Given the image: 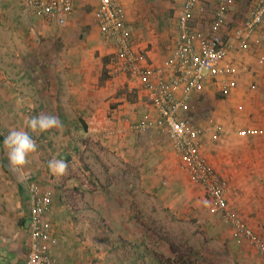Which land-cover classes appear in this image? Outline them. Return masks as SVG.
<instances>
[{
  "label": "crops",
  "instance_id": "crops-1",
  "mask_svg": "<svg viewBox=\"0 0 264 264\" xmlns=\"http://www.w3.org/2000/svg\"><path fill=\"white\" fill-rule=\"evenodd\" d=\"M117 1L124 10V26L132 46L145 56L147 66L160 67L171 57L177 42L179 9L185 0L179 1L178 15H172L165 0L164 5L159 6L155 0ZM2 2L3 11L8 14L15 0ZM198 4L206 12H194V21L198 22L192 24V29L209 31L220 0H199ZM96 7L95 0H75L74 12L63 27L45 18L28 16L24 9L23 14L32 21L15 16L16 21L0 24V30H5L0 32V47H4L5 52L3 63L8 68L13 61L15 66L13 70H0V264H24L29 239L27 184L15 186L8 182L3 141L11 127L23 128L29 133L25 118L40 113L56 115L62 126L50 132L29 134L38 149V145L49 148L62 140L65 143L58 150V157L67 159L78 149L75 142L81 144L82 137H72L73 130L78 131L83 133V142L87 136L95 144L104 146L97 148L95 158L100 159V166H108V173H122V166L141 163L145 171L168 179L183 194L187 191L182 199L187 206L199 209L201 200L204 202L202 187L181 179L179 169L187 174L181 163L178 165L179 159L165 136L157 130L145 133L131 130L145 112L151 111L149 101L138 79L109 75L115 48L99 33ZM241 7L242 4L237 3L229 9L227 22L231 23L233 17L234 20L241 18L237 14V10L243 13H240ZM81 13L83 23L79 22ZM11 43L23 46L14 59L6 53ZM228 63L236 70V88L225 99L217 100L212 84H206L202 92L192 96L179 116L189 114L198 127L207 130L199 141L200 152L226 183L228 209L264 241V20L252 36L249 48L231 55ZM109 128L117 134L106 135ZM85 150L83 143V152ZM34 155L40 154L32 153L30 157ZM104 189L107 190L96 197L86 192L82 199L64 197L60 185L53 190L48 219L52 236L57 240L51 249L55 264H83L97 254L96 246L84 242L83 227L86 230L85 225L89 226L93 212L98 217L96 222L105 219L111 224L113 234L121 230L122 237H136V221L129 199L119 198L114 193V182ZM23 203L27 207L26 215L22 213ZM209 204L207 201V206ZM208 217L219 221L226 230L230 241L228 249L236 256L237 264H264V259L246 241L238 243L233 238L218 216L208 213ZM209 230L217 238L222 233L220 227L214 225H210ZM115 246L112 243L113 250H117Z\"/></svg>",
  "mask_w": 264,
  "mask_h": 264
},
{
  "label": "built area",
  "instance_id": "built-area-1",
  "mask_svg": "<svg viewBox=\"0 0 264 264\" xmlns=\"http://www.w3.org/2000/svg\"><path fill=\"white\" fill-rule=\"evenodd\" d=\"M95 2L99 33L115 48L109 63V75L138 79L149 101L151 111L145 112L131 130L140 133L157 130L165 136L190 181L202 187L210 203L209 214L218 216L238 243L246 241L264 259L263 239L228 209L226 183L200 152L199 141L207 130L179 116L192 96L202 92L209 80L217 84L223 97L236 88V70L228 60L236 52L249 48L252 36L264 20V0H254L246 19L231 33L226 30V15L234 0H220L207 32L195 31L191 26L194 12L205 14V8L198 4L199 0H185L178 17L179 34L172 55L157 68L147 66L145 56L132 46L124 26L125 13L118 1ZM20 3L28 16L45 18L64 26L74 12L75 0H20ZM105 134L109 136L117 132L109 128ZM27 192L29 239L24 264H55L51 249L57 240L52 236L48 219L53 190L30 180Z\"/></svg>",
  "mask_w": 264,
  "mask_h": 264
},
{
  "label": "rangeland",
  "instance_id": "rangeland-1",
  "mask_svg": "<svg viewBox=\"0 0 264 264\" xmlns=\"http://www.w3.org/2000/svg\"><path fill=\"white\" fill-rule=\"evenodd\" d=\"M155 1L158 6L164 5L163 0ZM179 1L180 0H165L166 4L172 9V15L173 13H177L178 15L179 11H181V9H179V11L177 9ZM253 1L254 0H234L230 8H232L234 4H242L240 13H243L239 14L237 10L238 16L241 17L240 19L234 20L233 17L231 23L226 20L227 31L241 25L246 12L252 7ZM15 2L12 3L10 12L7 14L3 11V2L0 0V22H2L0 24L8 23L11 20L16 21L14 18L15 16L25 21H32V19L23 14V7L20 3L16 0ZM86 6L90 7L88 11L91 12V6L89 4ZM171 6L173 8H171ZM209 19L210 18H208V20ZM79 22L83 23V13L79 14ZM197 22L198 21H194L193 18V26L196 25ZM208 23H210V20ZM1 31L5 30H0V32ZM81 32V37L83 38V27ZM41 43L43 42L41 41ZM172 45H174V43ZM46 47L45 44L44 48L46 49ZM3 48L4 47H0V70L6 68V63H3L5 60H2L3 53H5L3 52ZM6 49L8 56L14 59L15 53L21 52L23 46H20V43H11ZM9 59L11 58H8V60ZM14 68V62L10 61L9 67L6 69L13 70ZM206 84H212V90L215 91L217 100L225 99V97L219 93L217 84L214 81L209 80L205 85ZM0 113H2V111H0ZM187 115L188 116L182 117L190 119L194 123L193 118L189 116V114ZM4 118L5 121L8 122L7 117ZM31 133L32 131L29 128V134L31 135ZM72 135H74L72 136L73 139L82 138L81 144H76L77 142L74 144V146L78 147L75 154L64 159L69 165L67 175L57 178L52 175L48 169V161L50 159H60L58 157V154H60L58 150L62 149L65 143L61 140L54 142L49 148H45L44 146L40 147L38 145L39 149L37 148L35 154L39 153L40 155L37 157L35 155L34 157H29L30 163L26 166V174L23 176L13 174L9 170V161L7 158L6 164L9 171L7 180L12 185L18 186L20 184H27L30 179H37L42 187L50 188L54 191L60 185L61 191L64 189V197L72 199H82L85 197L84 193L86 192H90L91 195L94 193L92 196L96 197L107 190L104 189V187L109 184L112 185L113 182L115 183L116 190H114V193H117L119 198L125 197L129 199V203L131 204V213L136 221L134 231L136 237H131V239L125 236L122 237L121 230L119 234H113L111 232V224L106 222L105 219L96 222L95 219L98 217L94 216L95 212L91 213L93 220L90 221V223L92 224L90 225L88 222V227L83 224L86 227V230L83 227L85 231L84 242H89L90 245L96 246L97 254L91 255L83 264H156L153 258L154 255H163L161 256L163 258L173 256L170 246L179 254L189 255L190 261L193 264H237L236 256L231 254L228 249L230 241L227 237L228 234L226 230L223 226H220L221 223L219 221L211 220V218H214L208 217L209 205L207 206L208 199L205 193L203 196L204 202L201 200L199 209L195 207L196 210L193 206H187L186 201H182L187 191L183 194V191L173 186L172 182L168 179V181L160 179L158 174L145 171L146 169L141 163L140 165L138 163L135 165L128 163L121 167L122 173L110 174L107 172L108 166H100V159L97 160L95 158L97 148L102 149L104 146L95 144V142L93 140L91 141L87 136L83 142V133L80 134L78 131L73 130ZM83 143H85L86 147L85 152H83ZM44 144L47 145L46 143ZM89 146L90 150H88ZM93 146L96 147V150L92 149ZM178 165H180V159ZM179 172L182 173V180L192 183L189 177L184 175L180 169ZM177 177L180 179L179 176ZM192 190H194L193 186ZM204 204L205 206H203ZM26 209V204L24 205L23 203L22 213L24 215H26ZM94 224H98L99 226H95ZM210 225L220 227L222 230L218 238L212 236L213 234L210 233ZM112 243H115V249L117 250H113Z\"/></svg>",
  "mask_w": 264,
  "mask_h": 264
},
{
  "label": "clouds",
  "instance_id": "clouds-1",
  "mask_svg": "<svg viewBox=\"0 0 264 264\" xmlns=\"http://www.w3.org/2000/svg\"><path fill=\"white\" fill-rule=\"evenodd\" d=\"M25 125L33 133L50 132L62 126L56 115L48 113L25 118ZM3 144L9 161V170L13 174L25 175L26 166L30 163L29 157L37 151L36 141L23 128L11 127ZM68 168L69 165L63 159L52 158L48 161V169L57 178L67 175Z\"/></svg>",
  "mask_w": 264,
  "mask_h": 264
},
{
  "label": "trees",
  "instance_id": "trees-1",
  "mask_svg": "<svg viewBox=\"0 0 264 264\" xmlns=\"http://www.w3.org/2000/svg\"><path fill=\"white\" fill-rule=\"evenodd\" d=\"M170 249L173 256L163 258L161 257L163 255H154V262L156 264H193L190 261L189 255L179 254L172 246H170Z\"/></svg>",
  "mask_w": 264,
  "mask_h": 264
}]
</instances>
